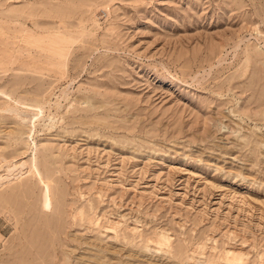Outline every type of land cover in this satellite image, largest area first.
<instances>
[{
	"label": "rangeland",
	"instance_id": "rangeland-1",
	"mask_svg": "<svg viewBox=\"0 0 264 264\" xmlns=\"http://www.w3.org/2000/svg\"><path fill=\"white\" fill-rule=\"evenodd\" d=\"M7 168L0 264H264V0H0Z\"/></svg>",
	"mask_w": 264,
	"mask_h": 264
},
{
	"label": "bare ground",
	"instance_id": "bare-ground-1",
	"mask_svg": "<svg viewBox=\"0 0 264 264\" xmlns=\"http://www.w3.org/2000/svg\"><path fill=\"white\" fill-rule=\"evenodd\" d=\"M12 110L16 111L17 108L16 107H13ZM39 114H42V111L41 110H34L32 112V117L35 118ZM8 170H9V168H7V170H6L5 173L0 174V185L5 184L6 182L10 181L11 178L13 177V174L15 173V170H11V172H8ZM17 171L19 172V169H17ZM112 227H114V226H112ZM170 239H171V237H170ZM155 243L159 247L167 246L169 244V237H168V235L166 233H164V232L160 233L157 236V238L155 240ZM222 257H224L225 259H227V260H229L231 262H242L243 259H244L243 254L236 253V252H233V251H230V250H225L224 253H223V255H222Z\"/></svg>",
	"mask_w": 264,
	"mask_h": 264
}]
</instances>
